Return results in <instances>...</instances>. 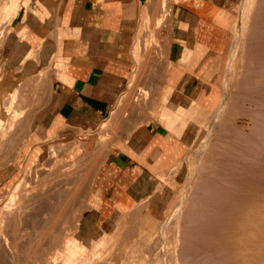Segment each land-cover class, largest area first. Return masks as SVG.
Segmentation results:
<instances>
[{"label":"rangeland","instance_id":"rangeland-1","mask_svg":"<svg viewBox=\"0 0 264 264\" xmlns=\"http://www.w3.org/2000/svg\"><path fill=\"white\" fill-rule=\"evenodd\" d=\"M157 1L158 5L156 8L161 13L159 27L156 25L152 27L151 25L149 32L145 34L143 57L139 59L140 61L137 63L133 75L129 80L126 91L121 95L111 114L97 130L77 133L58 132L49 134L45 139L39 138L40 140L35 139L34 133L11 132L0 144V166L7 167L8 165H4L3 163L11 159V157L17 156V154H19L18 160H20L22 157V154H20L21 148H19L21 143L31 140V144L34 147L31 150L32 162L21 166V175L15 182L22 186L29 180L30 187L37 191L31 192L33 190L29 189L30 187H27V190L26 187L22 186L20 187L22 193L20 192L21 190L18 191L22 195L17 193V198H14L16 201L14 199L11 200L8 196L11 190L1 198L0 264H39L40 256L38 254L41 246L44 247V251L48 248L47 253L44 255L46 259H44L43 264H64L65 259L63 257L68 255V253H64V243L68 239L73 238L82 242L87 239L86 236L89 232L90 236L87 239L86 250L77 253L69 264H186L187 262V264H193V258L196 260V256H213L207 253L206 250L204 253L201 249L202 244H199V241L202 240L200 236L201 222H205L204 219L207 216V213H204L207 212L205 209H209L212 206L214 208V204L218 205L220 203V206L224 205L225 203L221 204V201H224L225 194L236 192V195L238 193V195H241L245 190L246 192L249 190L247 187L243 188L237 184L236 178L239 180L242 176L238 177L236 175V177L235 173L232 172L238 168L237 166L244 167L247 163V166H255V164L256 166H260L258 165L260 163L258 161L262 162L261 165L264 164V160L258 159L260 155L257 157L258 154H264V122H262L264 120V0H238L230 17L226 16L229 27V41L225 60L217 77V84L211 86L209 90L210 94L217 93L216 100L207 109H203L197 104L190 105L189 111L186 114L181 113L179 116L182 122L177 124V135L184 138L186 142L185 150L181 157L177 159L176 163L169 170L151 181L148 195L141 198L134 211L127 215V217L122 218L120 222H116L108 233L102 235L96 229V235H94V221L89 213L92 204L89 197V189L93 175L106 157L114 152L116 144L125 136V132L152 119L167 121L168 124L173 123L174 117L178 116V107L182 104V102L175 99L173 91L166 85L165 60L168 39L164 19L167 13V0ZM4 12L9 17L16 10L11 5L10 7H6ZM17 28V26L9 24L6 36L4 27H1L0 30L1 84L6 80L4 79L6 70L3 68V63L8 65V61H3L2 49L11 31L15 30L17 34ZM33 56L31 52L25 53L28 63L36 65V68L32 71L30 85L28 84L33 97L31 107L28 110L31 114V116H28L32 120H34V114L42 105V101L34 98L39 95L40 91L44 92L49 87L52 72V65L48 57H41L40 64L37 67V63L35 62L37 54H33ZM18 63L24 64L25 61L21 60ZM256 75L259 76L257 77ZM257 84L259 86L261 84V87ZM127 99L128 103H124ZM7 102L8 95L4 100V103ZM132 114L137 116L133 123ZM165 114L170 120H167L168 118L163 119ZM114 121L115 124H113ZM19 125L20 122L18 120L16 126L18 127ZM92 132H99L101 135L106 134V137L104 136L105 139L101 138V140L99 137L98 141L90 142L88 137ZM257 132L261 134V137ZM253 133H255V136ZM254 137H258L259 140ZM260 145H262V148ZM258 148L262 151H260L261 153L258 152ZM80 151V154H76ZM66 158L69 160L68 162ZM74 159L76 160L73 163ZM71 161L72 163L67 165ZM236 163H240V165ZM233 166L236 168H233ZM41 168L47 170L46 173ZM68 168L71 169L69 170ZM64 169L66 171L69 170L71 173H66ZM62 170H64V175L67 174L69 178L72 176L75 182L79 180L81 183V187L78 186L79 189L77 187L79 183L77 182V185L75 184L76 186L73 187L78 190H75L77 193L75 192L76 194L72 199L70 198L72 196L69 197V192L71 190L72 192L74 191L70 187L74 185V181L72 178H67L69 180L65 181L66 176L63 175L61 177L62 173L58 174ZM38 172H40V175H38ZM37 175L38 177H36ZM247 176L243 175L242 177H250L249 175ZM60 177L61 179L64 178V180H60ZM36 178L38 181L35 180ZM227 179H230L232 182ZM35 181L37 182L36 184ZM235 182L236 184L234 185ZM207 184L208 186L210 185V188ZM215 184L216 186H213ZM40 186H44L43 188L47 187L52 194L55 192L53 195H56L57 192V195H59L64 190V196L62 194L64 201L66 202L68 197L71 201H69L70 205L67 203L68 201L64 202V204H67L66 208L64 207L65 210L62 208V211H65L63 212L65 213L63 214L64 218L67 216L65 219L63 217L60 219L62 216L61 211V213H58L61 216L59 215L58 217L56 215L59 219L56 221L55 228L51 223L52 218L48 217V213L52 217L54 213L49 212V210L46 211L42 207V210H45V214H40L39 206L46 207L51 202L54 204L55 201L53 200L56 197L53 196V200L51 198L49 201H52L49 202L46 198L49 195L51 197V194L49 193L48 195L49 191L46 189L45 191L48 196L44 194L43 196H46V198H42V194L45 191H43V188L39 190ZM36 187L40 192L43 191V193L38 194L39 191ZM66 187H68V190H66ZM228 187L229 189H226ZM215 188H218V190ZM230 188L232 189L231 191ZM60 189L62 190L61 192H59ZM213 197H215L216 203ZM29 198L30 200H28ZM12 201L15 202V205ZM205 204L207 205L205 206ZM175 209L177 215L174 212ZM202 212L205 214V218ZM56 216L54 214V217ZM67 218L72 221H70V226ZM40 220H43L42 227H37ZM47 223H50V225L48 226ZM46 226L52 227L47 228ZM57 227L60 231L58 237L56 233ZM68 227H71V229L69 230ZM220 238L225 240H220L223 242H221V245L225 246L224 249L221 247L220 256H227L228 251L226 252L225 248L232 241L230 242L228 237ZM189 242L191 245H189ZM41 243L42 245H40ZM56 244H58L57 250L55 248ZM250 244L249 250L252 246ZM253 248L254 246L252 250ZM55 250L56 252H54ZM59 250L63 254L56 256ZM234 254L238 255L237 253ZM236 255H234V259L238 257ZM187 256H191L192 260L191 258L188 259ZM240 257L236 259H240Z\"/></svg>","mask_w":264,"mask_h":264},{"label":"crops","instance_id":"crops-1","mask_svg":"<svg viewBox=\"0 0 264 264\" xmlns=\"http://www.w3.org/2000/svg\"><path fill=\"white\" fill-rule=\"evenodd\" d=\"M237 1L167 0L166 85L182 104L173 123L152 119L128 129L96 170L89 189L94 235L96 229L102 235L108 233L132 213L148 195L151 181L181 157L186 146L185 139L177 135L181 113L186 114L193 104L207 109L216 100L217 93L209 90L217 84L224 64L229 41L226 16L230 17ZM11 5L16 12L8 17L4 9ZM157 5V0H0V30L4 27L6 36L9 24L17 26L19 37L12 30L2 49L3 61H8L3 68L7 66L11 74L3 111L7 120L16 113L12 132H30L45 139L58 132L97 130L126 91L143 57L144 37L152 22L159 26ZM26 52L37 54V67L44 56L52 65L49 87L34 98L42 101L34 120L28 112L33 100L28 86L36 65L28 63ZM21 60L25 63H18ZM12 96L15 100L10 109ZM136 117L131 115L132 123ZM164 118H168L166 114ZM19 148L20 160L17 154L4 163L7 167L0 166V201L20 177L21 166L32 162L31 140ZM42 207L49 210L48 205H41L40 214H45ZM42 221L37 227H42ZM56 233L58 237V227ZM89 236L90 232L86 238ZM87 239L64 243V253H68L64 264L86 250ZM47 251L41 246L39 264ZM59 254H63L61 250L56 256Z\"/></svg>","mask_w":264,"mask_h":264},{"label":"bare ground","instance_id":"bare-ground-1","mask_svg":"<svg viewBox=\"0 0 264 264\" xmlns=\"http://www.w3.org/2000/svg\"><path fill=\"white\" fill-rule=\"evenodd\" d=\"M156 17V16H155ZM159 18V17H158ZM159 20V19H158ZM261 20H263V19H261ZM264 21V20H263ZM259 22V21H258ZM153 24H152V27H153V25H154V23H155V21L154 22H152ZM157 23H159V22H157ZM159 27V26H158ZM264 27V26H263ZM260 29H262V28H260ZM241 30V29H240ZM263 30V29H262ZM151 33V32H150ZM259 33V32H258ZM154 34V33H153ZM155 35V34H154ZM155 37V36H154ZM264 37V36H263ZM151 38H153V37H151ZM263 39V38H262ZM157 40V39H156ZM149 41H150V39H149ZM148 41V42H149ZM152 41V40H151ZM155 41V40H154ZM261 42V41H260ZM151 43V42H150ZM262 43V42H261ZM149 44V43H148ZM152 45V44H151ZM264 46V45H263ZM260 47V46H259ZM263 48V47H262ZM260 49V48H259ZM258 51V50H257ZM261 51V50H260ZM261 53V52H260ZM258 55V54H257ZM258 57V56H257ZM264 58V57H263ZM256 60V59H255ZM258 61V60H257ZM257 61H255V62H257ZM261 61V60H260ZM263 62V61H262ZM232 63V62H231ZM260 63V62H259ZM261 66H262V64H260ZM8 66V65H7ZM6 66V68H5V70H6V72H5V78L4 79H6V80H8L10 77H11V74H10V71L8 70L9 68ZM255 66V65H254ZM254 66H253V68H254ZM257 66H259V64H257ZM259 68V67H258ZM261 68V67H260ZM257 69V68H256ZM255 71V70H254ZM229 73V72H228ZM230 74V73H229ZM254 74H255V72H254ZM257 76V75H256ZM259 76V75H258ZM257 76V77H258ZM5 80V82L4 83H0V110H1V116H0V144L2 143V141L4 140V139H6L7 137H8V134H10L11 132H12V130H13V128H14V124H15V121H16V113L15 114H13L12 116H11V118L9 119V120H7L6 118H5V113H4V106H3V99L5 98L4 96L7 94V92H9V87H11V85L10 84H8L7 83V81ZM256 81V80H255ZM259 81V80H258ZM257 82V81H256ZM258 85V84H257ZM263 85V84H262ZM227 86V85H226ZM259 86V85H258ZM259 87H261V84H260V86ZM264 87V86H263ZM255 88H256V86H255ZM259 91V90H258ZM257 91V92H258ZM263 91V90H262ZM261 91V92H262ZM11 92H12V90H11ZM256 92V93H257ZM260 92V93H261ZM263 93H264V91H263ZM145 96V95H144ZM255 98V97H254ZM255 99H257V98H255ZM11 102H10V106H9V108L11 109L12 108V106H13V104H14V100H15V97H11ZM129 100H130V98H129ZM258 100V99H257ZM127 101V102H126ZM124 103H128V99L126 100ZM260 102V101H259ZM130 103V102H129ZM125 105V104H124ZM123 105V106H124ZM131 105V104H130ZM223 105V104H222ZM257 105V104H256ZM221 106V105H220ZM263 106V105H262ZM127 107H128V105H127ZM261 108V107H260ZM216 111V110H215ZM215 113V112H214ZM261 113V112H260ZM256 114V113H255ZM254 114V115H255ZM259 114V113H258ZM257 117V116H256ZM259 117V116H258ZM256 119V118H255ZM260 119H261V117H260ZM117 122V121H116ZM256 122V121H255ZM261 122V121H260ZM262 122H264V120L262 121ZM257 123V122H256ZM113 124H115V121H114V123ZM260 126V125H259ZM262 126V125H261ZM264 127V126H263ZM255 128V127H254ZM262 129V128H261ZM254 130V129H253ZM260 130V129H259ZM264 130V129H263ZM11 131V132H10ZM255 131V130H254ZM258 131V130H257ZM258 133V132H257ZM261 133V132H260ZM100 134V136H98ZM255 133H253V135H254ZM259 134V133H258ZM263 134V133H262ZM90 136L88 137V139L90 140V142H95L96 140L98 141V138L100 137V140H101V138H104V136L106 135H104V134H102L101 135V133H99V132H92L91 134H89ZM260 135V137H261V134H259ZM255 136V135H254ZM97 137V138H96ZM106 137V136H105ZM254 138H257V140H259L258 139V137H254ZM35 139H39V137H35ZM105 139V138H104ZM107 139V138H106ZM36 140V141H37ZM40 140V139H39ZM261 140V139H260ZM102 141H103V139H102ZM251 141V140H250ZM253 141H255V140H253ZM264 141V140H263ZM260 142V141H259ZM261 143H262V141H261ZM255 144V143H254ZM249 146H250V144H249ZM257 146V145H256ZM258 147V146H257ZM260 147L262 148V145H260ZM264 147V146H263ZM252 148H253V146H252ZM251 148V149H252ZM242 149V148H241ZM249 149V148H248ZM264 149V148H263ZM74 150V149H73ZM257 150H259V148L257 149ZM251 151V150H250ZM253 151V150H252ZM261 150H259L258 152H260ZM264 151V150H263ZM262 152V151H261ZM260 152V153H261ZM75 153V152H74ZM81 153V151L79 152V153H76V154H80ZM247 153V152H246ZM245 154V153H244ZM243 154V155H244ZM263 154V153H262ZM255 155H257V154H255ZM262 156L263 157V155H261V154H258L257 155V157L258 156ZM76 156V155H75ZM248 156V155H247ZM250 156V155H249ZM258 157V159L259 158H261V160L263 161L264 160V158L262 159V157ZM240 157V156H239ZM77 158V157H76ZM241 158V157H240ZM244 158V157H243ZM248 158V157H247ZM251 159H253V158H251ZM257 158H256V160H258ZM76 159H74L73 160V163H74V161H75ZM242 160V159H241ZM255 160V159H254ZM66 161L68 162L69 160H67V158H66ZM240 161V160H239ZM248 161V160H247ZM252 161V160H251ZM63 162V161H62ZM66 162V163H67ZM258 162H260L258 165H260V166H256V164H255V166L253 165H251V166H247V164H246V166H237L238 168H236V167H234L233 166V168H236L234 171H232L233 173H235L234 175L236 176H243V175H249L250 177L249 178H246V177H240L239 178V180L236 178V182H237V184L238 185H240L241 187H243V188H246L247 187V189H249L247 192H246V190H245V192L243 193V194H241V195H236V192L234 193V192H232V193H228V194H225V196H224V194H222V196H224L225 198H224V201L222 202L221 201V204L222 203H225L224 205H222V206H220V203L218 204L219 205V207H218V205L217 204H214V208H212V207H209V209H205L207 212H204V213H207L206 215V218H205V214L203 213V217L205 218L204 220H205V222L203 223V222H201V228H200V230H201V232H200V236H201V238H202V240L201 241H199V244L202 246H200L199 244V246L201 247V249L203 250V252L205 253V250H206V252L207 253H209V254H212L213 256H196V260H195V258H193V264H264V164H262L261 165V161H258ZM70 163H72V161L71 162H69V164H67V165H70ZM238 163V162H237ZM236 163V164H237ZM245 163H246V161H245ZM263 163H264V161H263ZM1 164V163H0ZM4 164V163H3ZM64 164V163H63ZM63 164H62V168H63ZM235 164V165H236ZM252 164V163H251ZM8 165V164H7ZM237 165H240V163L239 164H237ZM242 165H244L243 163H242ZM72 166H73V164H72ZM71 166V167H72ZM2 167V166H1ZM240 167V168H239ZM61 168V169H62ZM42 170H45V169H43V168H41ZM47 169V168H46ZM69 169V168H68ZM71 169V168H70ZM69 169V170H70ZM65 170V169H64ZM64 170H62V172H59L58 174H61V177L64 175L63 174V172H64ZM69 170L68 171H66L65 170V172L66 173H68L69 172ZM228 170V169H227ZM46 171L47 170H45L44 172L46 173ZM72 171V170H71ZM229 172H231V171H229ZM39 173V174H38ZM37 174L38 175H40V172H38ZM69 173H71V172H69ZM232 174V173H231ZM38 175L36 176V177H38ZM70 175V174H69ZM193 175V174H192ZM64 176H66V180L65 181H68L70 178H72V176L69 178V176H67V174H65ZM232 176H233V174H232ZM236 176V177H237ZM45 177V176H44ZM61 177H60V180H64V178L63 179H61ZM234 177V176H233ZM248 177V176H247ZM47 178V177H46ZM67 178H69V179H67ZM19 179V178H18ZM39 179H42V178H39ZM74 178H72V180H73ZM79 179V178H78ZM36 181H38L37 180V178L35 179ZM71 180V181H72ZM228 180V179H227ZM233 180V179H232ZM35 181V184L37 183ZM74 181V180H73ZM73 181H72V183H73ZM213 181V180H212ZM228 181H230V179L228 180ZM29 182V180L27 181V182H25L26 184L25 185H22V186H24V187H26V189L28 190V188L30 187V183H28ZM79 183L78 185H77V183ZM74 181V185L72 186H70V185H68V186H70L71 187V189H73L74 191L72 192V190L71 189H69V190H71L69 193H70V195H69V193L67 192V194L69 195V197L70 196H72V197H70L71 199L72 198H74L73 196H75V194L77 193L75 190H78L79 189V187L78 186H80L81 187V183L79 182V180H77V181ZM223 182H224V180H223ZM230 182H232V181H230ZM236 182L234 183V185L236 184ZM209 183V182H208ZM213 183H214V181H213ZM216 183V182H215ZM220 183V182H219ZM218 183V184H219ZM77 185V187H78V189H74L73 187L74 186H76ZM206 184V183H205ZM217 184V185H218ZM223 184V183H222ZM228 184V183H227ZM233 185V184H232ZM249 186V188H248V186ZM21 185H19V183H17V182H14L13 183V186L12 187H10L11 189L10 190H12V192H11V196L9 197L11 200L12 199H14L15 197L17 198V193H18V191L19 190H21L20 192L22 193V189H20V187H22ZM35 186V185H34ZM207 186H208V184H207ZM210 186V185H209ZM208 186V187H209ZM212 186V185H211ZM213 186H216V184L215 185H213ZM220 186H222V185H220ZM28 187V188H27ZM44 186H40L39 187V190L41 189V188H43ZM237 187V186H236ZM35 188V187H34ZM37 188V187H36ZM67 188V189H66ZM65 189L66 190H68V187H66ZM210 188V187H209ZM220 188V187H219ZM233 188V187H232ZM235 188V187H234ZM26 189H25V191H26ZM29 189H31V190H33V188H29ZM44 190L43 191H45L46 189H47V191H49L48 190V188L46 187V188H43ZM207 189V188H206ZM214 189V188H213ZM216 190H218V188H215ZM226 189H229V187L228 188H226ZM237 189V188H236ZM238 189H239V187H238ZM24 190V189H23ZM37 190H38V188H37ZM38 190V191H39ZM42 190V189H41ZM53 190V189H52ZM51 190V191H52ZM222 190H225V189H222ZM232 189L230 188V191H231ZM241 190V189H240ZM239 190V191H240ZM243 190V189H242ZM30 191V190H29ZM29 191H27V193H29ZM35 190H33V191H31V192H34ZM43 191L42 192H38V194H42L43 193ZM56 191H58V189H56ZM62 190L60 189V191L59 192H61ZM208 192H209V190H207ZM238 191V190H237ZM19 192V193H20ZM35 192H37V191H35ZM76 192V193H75ZM86 192V191H85ZM211 192H212V190H211ZM215 192V191H214ZM213 192V193H214ZM242 192V191H241ZM240 192V193H241ZM18 193V194H19ZM19 194V195H22V194ZM27 193H26V195H27ZM47 192L45 191V193H43L42 194V198L44 197L43 195L45 194V195H49V193H50V191L46 194ZM55 193V192H54ZM53 193V194H54ZM63 193H65L64 192V190H63ZM63 193H59V195H57L58 194V192L56 193V195H53L52 193H50L51 194V197H50V195L46 198V196L44 197V198H46V199H48V201L54 196V197H56V199L55 200H53V198H52V200L53 201H55V203L53 204L51 201H49V202H51L50 203V205H48L49 206V212H53L54 214H55V216L56 215H58V217H59V215L60 214H58L60 211L62 212H60L61 214H62V216L60 217V219L63 217L64 218V216H63V214H65V213H63V212H65V211H62V208L65 210V206L67 205V204H64V199H63V196H64V194ZM219 194H220V192H218ZM223 193V192H222ZM227 193V192H226ZM234 193V194H233ZM62 194H63V196H62ZM74 194V195H73ZM80 194V193H79ZM23 195H24V193H23ZM83 195V194H82ZM211 195V194H210ZM25 196V195H24ZM213 196V195H212ZM217 196V195H216ZM221 196V195H220ZM219 196V197H220ZM19 197V196H18ZM22 197V196H21ZM40 197V196H39ZM38 197V198H39ZM66 197H68V196H66ZM65 197V198H66ZM69 197H68V199H66L67 201V203L70 205V203H69ZM31 198V197H30ZM30 198L28 199V200H30ZM37 198V199H38ZM41 198V199H42ZM214 198V201H215V197H213ZM213 198H212V200H213ZM217 198V197H216ZM40 199V198H39ZM206 199H208V198H206ZM15 200V199H14ZM23 200V199H22ZM21 200V201H22ZM33 200V199H32ZM237 200V202H235ZM16 201V200H15ZM20 201V200H19ZM43 201H45V200H43ZM47 201V200H46ZM208 201H210V200H208ZM207 201V202H208ZM226 201V202H225ZM13 202V204L15 203L14 201H12ZM17 202H18V200H17ZM24 202V201H23ZM25 202H26V199H25ZM24 202V203H25ZM31 202V201H30ZM65 202V203H66ZM71 202V201H70ZM206 202V201H205ZM204 202V203H205ZM213 202V201H212ZM218 202V201H217ZM81 203V202H80ZM80 203H78V204H80ZM204 203H203V205H204ZM215 203H216V201H215ZM8 204V203H7ZM13 204H10L11 206L13 205ZM27 204H29V203H27ZM49 204V203H48ZM208 204V203H207ZM207 204H205V206L207 205ZM210 204V203H209ZM9 205V204H8ZM8 205H6V206H8ZM15 205V204H14ZM13 205V206H14ZM21 206H23L22 204H20ZM81 205V204H80ZM215 205H217L216 207H215ZM79 206V205H78ZM210 206V205H209ZM65 207V208H64ZM70 207V206H69ZM181 207V206H180ZM204 207V206H203ZM9 208V207H8ZM18 208V207H17ZM68 208V207H67ZM74 208V207H73ZM72 208V209H73ZM20 209H22V208H20ZM16 210H18V209H16ZM12 211V210H11ZM176 211V209L174 210V212ZM177 211H178V208H177ZM17 212V211H16ZM54 214H53V217H54ZM174 214V213H173ZM175 214L177 215V212H175ZM52 215V214H51ZM67 215V214H66ZM65 215V216H66ZM175 215V216H176ZM201 216H202V214H201ZM48 217H51L52 218V222L51 221H49V220H47V221H49V222H51L52 224H53V227L55 228V226H56V224H57V220L59 219L57 216L56 217H52V216H50V213H48ZM67 217V216H66ZM65 217V218H66ZM68 217H69V215H68ZM174 217V216H173ZM50 218V219H51ZM64 218V219H65ZM71 218V217H70ZM63 219V220H64ZM68 219V218H67ZM75 219V218H74ZM73 220V219H72ZM65 221H67V220H65ZM68 221H69V226H70V219H68ZM72 222V221H71ZM74 222V221H73ZM65 223V222H64ZM51 224V225H52ZM165 224H166V222H165ZM47 225L49 226L50 225V223H47ZM73 226V225H72ZM71 226V227H72ZM166 226V225H165ZM52 227V226H51ZM51 227H49V228H51ZM71 227H68V229L70 230L71 229ZM168 228V227H167ZM67 229V228H66ZM50 230V229H49ZM199 230V229H198ZM220 237H228V239H229V241L231 242L230 244H231V246L229 247V243H227V244H229L228 245V247L230 248V250H228L229 248L228 247H226L225 249H226V252L229 254V253H231L230 254V256H228V254H226L227 256H220L221 255V251L220 250H222V248L221 247H223V249H224V247L225 246H222L221 244L223 243L222 241H220V240H223V238L221 239ZM200 238V237H199ZM200 238V239H201ZM223 241H225V240H223ZM222 242V243H221ZM227 242V241H226ZM225 242V243H226ZM252 244V246H251V248H250V250H249V244L250 243ZM190 243V242H189ZM208 243V244H207ZM39 244V243H38ZM250 244V245H251ZM189 245H191V243L189 244ZM197 245V244H196ZM187 246V245H186ZM194 246V245H193ZM198 246V247H199ZM227 246V245H226ZM254 246V248H253V250H252V247ZM190 248V247H189ZM228 248V249H227ZM187 249V248H186ZM200 249V248H199ZM57 250V249H56ZM56 250L54 251V252H56ZM209 252H208V251ZM193 251V250H192ZM189 252V251H188ZM197 252V251H196ZM200 252H202V251H200ZM193 253H194V251H193ZM233 253H237L238 255H236V254H234V255H236V256H238V257H236V258H239V256H241L240 257V259H234V255H233ZM201 254V253H200ZM190 255V254H189ZM204 255V254H203ZM224 255V254H223ZM233 255V256H232ZM53 257H55V256H53ZM55 258H57V257H55ZM187 258L189 259V258H191V256H187ZM58 259V258H57ZM186 259V258H185ZM187 259V260H188ZM56 260V259H55ZM186 260V261H187ZM191 260H192V258H191ZM53 263H54V261H53ZM188 263V262H187ZM186 263V264H187Z\"/></svg>","mask_w":264,"mask_h":264}]
</instances>
